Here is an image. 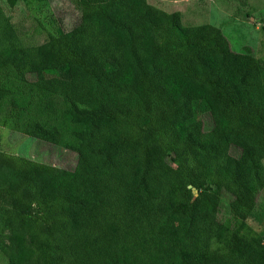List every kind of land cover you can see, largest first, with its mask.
<instances>
[{
  "label": "trees",
  "instance_id": "trees-1",
  "mask_svg": "<svg viewBox=\"0 0 264 264\" xmlns=\"http://www.w3.org/2000/svg\"><path fill=\"white\" fill-rule=\"evenodd\" d=\"M75 1L78 22L38 44L0 4V124L79 159L0 149L16 178L0 187L8 264H264L243 229L264 173V60L148 0Z\"/></svg>",
  "mask_w": 264,
  "mask_h": 264
},
{
  "label": "rangeland",
  "instance_id": "rangeland-1",
  "mask_svg": "<svg viewBox=\"0 0 264 264\" xmlns=\"http://www.w3.org/2000/svg\"><path fill=\"white\" fill-rule=\"evenodd\" d=\"M167 11H180L184 25L210 23L218 27L229 39L231 47L244 52L251 47L256 57L264 60V0H148ZM10 14L23 41L27 44L44 42L58 29L69 30L79 20L81 11L75 0H0ZM64 75V71H61ZM32 78V77H31ZM204 129L215 125L207 113L200 115ZM0 149L33 160L51 164L61 169H74L78 155L61 146L18 132L13 127L0 124ZM232 152L237 154V149ZM16 180L11 171L0 167V187ZM261 191L255 208L243 229L264 237V173L260 178ZM229 196L224 194L220 215H229ZM0 264L8 258L0 251Z\"/></svg>",
  "mask_w": 264,
  "mask_h": 264
},
{
  "label": "water",
  "instance_id": "water-1",
  "mask_svg": "<svg viewBox=\"0 0 264 264\" xmlns=\"http://www.w3.org/2000/svg\"><path fill=\"white\" fill-rule=\"evenodd\" d=\"M192 192L194 193V196H196L198 194V191L195 188H192Z\"/></svg>",
  "mask_w": 264,
  "mask_h": 264
}]
</instances>
